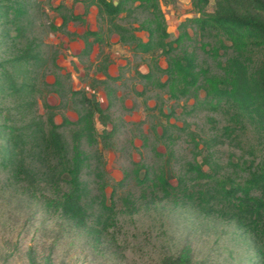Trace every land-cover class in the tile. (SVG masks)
<instances>
[{"label": "rangeland", "instance_id": "rangeland-1", "mask_svg": "<svg viewBox=\"0 0 264 264\" xmlns=\"http://www.w3.org/2000/svg\"><path fill=\"white\" fill-rule=\"evenodd\" d=\"M159 2L169 33L166 41L181 33L186 18L199 15L192 0ZM2 6L9 11L0 18V126H13L18 132L31 119L47 122L50 113L58 124L65 118L75 121L84 111L82 95H94L105 111L103 117L95 116L96 141L83 140L89 156L83 172L89 188L85 204L90 225H97L104 189L106 202L114 204L116 213L112 225L101 235H92L48 210L41 195L54 194L57 184H63L62 175L52 154L28 147L18 159L32 172L29 176L15 175L11 167L0 165V264H160L163 255L182 250H190L198 264H259L257 244L235 220L219 213L207 215L182 197L156 203L150 194L142 195L143 185L149 189V178L161 168L174 185L180 177L188 180L192 175L187 163L202 161L206 140L215 142L210 153L219 177L242 180L251 161L264 157L248 118L243 117L236 132H226L236 110L230 103L214 107L201 87L175 97L164 85L167 54L161 48L152 53L137 47L157 25L152 10L138 2L127 5L114 20L126 28L123 41L95 4L89 6L86 22L71 21L59 28L63 13L85 12L83 0H6ZM207 9L214 11L215 1ZM88 29L101 31L104 39L84 54L82 35ZM188 30L191 38L176 52L185 49L196 55L200 67L216 71L217 60L204 46L207 50L218 46L219 36ZM29 51L37 57L26 58ZM230 52L221 48L219 59L225 61ZM260 57L255 51L253 60ZM104 67L114 78L106 76ZM22 84L33 86L30 95L16 90ZM27 100L34 102L31 109ZM75 128L60 127L69 145ZM5 132L0 150L8 146L10 128ZM196 182L192 177L188 181ZM127 197L135 204L131 210L125 205Z\"/></svg>", "mask_w": 264, "mask_h": 264}, {"label": "trees", "instance_id": "trees-1", "mask_svg": "<svg viewBox=\"0 0 264 264\" xmlns=\"http://www.w3.org/2000/svg\"><path fill=\"white\" fill-rule=\"evenodd\" d=\"M5 1L0 0V18L8 15L9 10L2 6ZM83 1L87 4L85 12L75 13L68 10L69 12L63 13L60 29L66 28L71 21L86 22L88 8L95 4L99 8V14L109 17L121 40L125 41L127 38L122 32L126 28L114 20L126 10L127 5L138 2L139 6L152 10L157 25L149 30V39L138 42L137 47L144 52L152 53L161 48L167 54L168 66L162 68V72L167 75L164 85H169L171 94L180 97L201 87L214 107L222 102L230 103L236 110L230 118L233 124L225 127L226 132L228 134L236 132V127L242 124L243 117H246L254 125L264 151V0H213L215 9L212 12L207 9L212 0H192L193 7L199 15L186 18L180 24L181 33L170 41H166L169 33L165 27L159 0H118L117 5L113 0H91L90 3L88 0ZM62 7L58 6L57 9L60 10ZM189 27L219 36L218 46L209 50L204 46V49L213 53L217 60L216 71L209 67H200L196 55L185 49L176 52L186 38H191ZM156 33L158 38L155 37ZM91 36L95 37L93 41L90 40ZM82 37L85 43L84 54H90L94 44L104 39L101 31L92 29L86 30ZM226 42L230 44L227 45ZM221 48L227 52L231 50L225 61L219 59ZM255 51L261 52L258 62L253 60ZM25 56L37 57L30 51ZM103 70L107 77L114 78L107 72V67ZM33 89L29 84H22L20 88H16L18 91L25 90L29 95ZM81 101L84 111L75 121L65 118L63 123L58 124L54 120V115L50 113L47 122L41 118L31 119L21 126L18 132L13 126H0V137L5 135L7 128H10L8 146L0 150L2 152L0 165L11 167L15 175L29 176L32 172L25 166L24 160L18 159L20 154L28 147L33 151L40 148L52 154L58 165L57 170L62 175L63 184H57L52 195L42 193V203L48 210L59 213L63 220L73 223L76 228L85 230L88 234L101 235L104 229L112 225L116 212L114 204L111 206L107 204L103 189V212L96 220L104 227L100 228L98 223L95 226L90 225V212L85 204L89 188L83 179L89 156L83 148V140L86 139L90 143L96 141L95 116L99 113L100 117H103L105 109L94 95L83 94ZM25 104L31 109L34 102L27 100ZM64 125L76 126L70 145L60 131V127ZM213 141H204L205 146L200 151L203 154L201 162L187 163V171L192 175L188 178H194L196 184L190 185L189 179L180 177L178 184L174 185L168 179L166 170L161 168L154 177L149 178L152 182L149 189L143 185L142 195L147 197L150 194L156 203L164 200L178 202V199L185 198L192 204L196 203L207 215L219 213L235 220L237 226L254 239L260 253L259 264H264V157L258 163L255 160L251 161L247 167L248 174L242 180H234L230 176L219 177L210 153L211 147L215 145ZM11 143L13 148L10 146ZM204 165L208 166L207 170L204 169ZM138 179L143 184L146 181ZM204 180L205 184L202 182ZM125 205L131 210L135 204L127 197ZM105 215L106 218L102 221ZM160 264L198 262L194 260L190 250H182L178 254L163 255Z\"/></svg>", "mask_w": 264, "mask_h": 264}, {"label": "water", "instance_id": "water-1", "mask_svg": "<svg viewBox=\"0 0 264 264\" xmlns=\"http://www.w3.org/2000/svg\"><path fill=\"white\" fill-rule=\"evenodd\" d=\"M113 3H114L115 5H117L118 1H115V0H114Z\"/></svg>", "mask_w": 264, "mask_h": 264}]
</instances>
